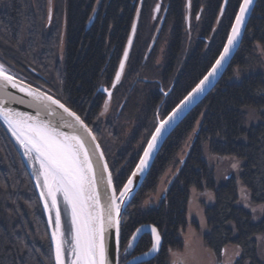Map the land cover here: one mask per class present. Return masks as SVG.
Returning a JSON list of instances; mask_svg holds the SVG:
<instances>
[{
	"label": "trees",
	"instance_id": "trees-1",
	"mask_svg": "<svg viewBox=\"0 0 264 264\" xmlns=\"http://www.w3.org/2000/svg\"><path fill=\"white\" fill-rule=\"evenodd\" d=\"M54 1L49 19L48 0H0V64L83 119L100 144L119 192L157 118L174 108L215 61L241 0H227L223 10L224 0H188V5L187 0H162L154 23L150 19L156 0H99L89 28L97 0ZM134 23L131 48L109 100L111 116L99 123L100 108L108 102L98 87H111ZM188 23L195 33L189 41ZM258 46H264V0H257L241 45L217 86L169 135L123 211L121 246L140 225H153L166 240L168 264L169 252L184 245L181 234L194 189L212 196L204 212V244L211 257L225 263L226 249L231 247L232 257L225 264H264L257 243L258 237L264 242V74L234 77V70H246L258 60ZM251 110L259 122L248 125L245 114ZM191 135L182 163L178 154ZM215 157L240 161L237 177L217 183L209 162ZM169 168H178L175 182L158 208L144 211L142 200L155 191ZM237 180L248 203L261 208L258 220L239 205ZM0 264H54L36 189L18 142L1 120Z\"/></svg>",
	"mask_w": 264,
	"mask_h": 264
},
{
	"label": "snow or ice",
	"instance_id": "snow-or-ice-1",
	"mask_svg": "<svg viewBox=\"0 0 264 264\" xmlns=\"http://www.w3.org/2000/svg\"><path fill=\"white\" fill-rule=\"evenodd\" d=\"M251 0H244L240 5V14L236 17V24L232 28V34L228 38V45H231L240 32V24L244 20V15L248 11V6ZM229 51L226 45L224 53L220 60L216 61L208 76L201 80L200 84L193 89V93L202 91V87L209 76H212L216 67L220 65L224 55ZM126 55V54H125ZM124 63L121 61L120 68L123 69ZM120 72H117L116 79L119 80ZM0 80L7 85L16 87L13 77L5 75L3 66L0 65ZM3 85H0L2 88ZM20 91H25L23 87ZM193 93H189L192 97ZM27 95L32 96L38 105L43 106L46 110L48 104L55 105L63 109V112L72 117L80 127L84 128L79 117L75 113L69 111L67 107L53 99L51 96H42L38 92H33L31 89L27 90ZM180 106L174 110L173 114L168 117L172 120L175 117L176 111ZM49 114H51L49 112ZM0 119L7 125L8 130L12 136L15 137L20 147L24 151V155L32 160L33 156L35 162L39 164V169L36 172V178L39 182L43 178V187L47 190V197L51 198V207L57 208V193L63 195V200L66 204L65 215L70 212L71 217V248L68 252L70 257V264H108V249L105 243L106 228L115 227L117 235L120 233V207L117 203L115 190L113 189L111 197L105 195L108 203L101 205L100 195L97 190V178L93 169L90 155L85 146L83 138L79 135H66L58 131L55 127L47 122L40 121L31 116L18 113L4 111L3 106L0 105ZM167 120L163 121L156 129V134H160L162 128L167 124ZM71 126V125H68ZM87 132V128H84ZM91 135V133H88ZM157 135H153L152 141L149 142L148 148L145 150L144 156L148 157L153 143L157 139ZM146 160L141 159L140 164L137 165V171H142ZM235 167V165H234ZM104 171H107L105 166ZM133 176L136 172H133ZM103 183V180H101ZM133 184L130 177L124 189L120 192V197L123 198L126 192H129V185ZM113 180L111 175L107 177V186L112 189ZM42 197L44 193H41ZM45 207L48 205L46 203ZM141 229H137L136 233H140ZM152 247L151 252H156L161 246V238L155 227L151 228ZM62 218L59 210L56 211L54 231L52 233V240L55 245V264H65V244L66 240L62 238ZM137 237L134 236V239ZM133 247L129 243L128 248ZM127 251V248L125 249ZM145 253L144 255H148Z\"/></svg>",
	"mask_w": 264,
	"mask_h": 264
},
{
	"label": "water",
	"instance_id": "water-1",
	"mask_svg": "<svg viewBox=\"0 0 264 264\" xmlns=\"http://www.w3.org/2000/svg\"><path fill=\"white\" fill-rule=\"evenodd\" d=\"M244 2V0H241L237 12L235 14V17L233 19V22L230 26L229 32L227 34V37L225 39V42L221 48V51L219 52L218 56L216 57L215 61L211 65V67L208 69V71L204 74V76L196 83V85L181 99L180 102L177 103L174 108H172L162 119L157 118L156 120V125L149 136L147 142L145 143L143 150L138 158V161L133 168L131 174L129 175L128 179L131 177L133 180V184L129 185V192H126L124 197H120V192L124 189L125 184H127L128 179L125 181L124 185L122 186L120 192L117 194L114 183L112 185V189H109L107 186V177L111 175L110 169L108 167L106 158L103 154V151L100 147V144L98 143L94 133L92 130L89 128V126L83 121V119L75 113L73 110H71L69 107H67L65 104H63L60 100H58L56 97L48 93L47 91L36 87L35 85H32L31 83L22 80L18 78L17 76L9 73L6 68L3 66L4 74L5 75H10L13 77V80L16 83V87H12L11 85H7L3 82V80H0V85H3L2 88H0V105L3 106L4 111H9L11 110L12 112H18L22 113L28 116H31L33 118H36L40 121L47 122L51 126L55 127L58 131L66 134V135H79L83 138L85 142V146L88 150V153L91 158V162L93 165V169L96 173V178H97V190L100 195V200H101V205L103 206L104 204L108 203L109 201H106L105 195L107 197H111L113 189L115 190V194L117 197V203L119 204L120 207V215L118 219L120 220V227H121V216L124 211V209L127 207V205L130 203V201L133 199V197L137 194L139 191L140 187L142 186L146 176L148 175L160 149L163 147L165 141L169 137V135L173 132V130L213 91V89L217 86L218 82L220 79L223 77L225 74L230 62L232 61L233 57L237 53L242 39L245 34V30L247 27V24L249 22V19L251 17L252 11L255 7V4L257 0H251V4L248 6V11L244 15V20L240 24V32L237 35L236 39L233 41L231 45H228V38L232 34V28L236 24V17L237 15L240 14V5ZM227 3V0L223 1L222 4V10L225 8V5ZM187 5H188V0H187ZM96 9L93 11V14L91 18L88 21L87 28L90 27L92 24L95 15H96ZM161 25V24H160ZM135 27L136 23H134L130 37L128 39L125 51L123 53V57L121 61H123L124 66L125 62L127 60L129 50L131 48L134 32H135ZM160 28V27H159ZM158 28V30H159ZM159 32V31H158ZM158 34V33H157ZM229 47V51L226 55H224L223 60H221V63L219 66L216 67V71L212 76H209L208 80L205 81V84L202 87V91L199 93H193V89L197 87V85L200 84L201 80H204L206 76H208V73L212 71L213 66L216 65V61L220 60L221 55L224 53L225 46ZM126 54V55H125ZM121 62L119 64L117 72H120V77L122 75L123 69L120 68ZM116 72V74H117ZM119 80L116 79V75L114 77L113 83L111 85V88H114ZM23 87L25 91H20V88ZM31 89L33 92H38L42 96H51L53 99L59 101V103L63 104L65 107L69 109V111L75 113L76 116L79 117L80 122L84 125V128H87V132H85L84 128L80 127V124H78L72 117L68 116L67 113L63 112V109L56 107L55 105L48 104L47 110L41 106L38 105L37 102L34 100L32 96L27 95V90ZM98 91L106 96V102L110 100L111 92L112 89H107L105 86L99 87ZM171 89H169L168 92L165 93L167 96L170 93ZM189 93H193L192 97H190L187 102L181 103L182 101H185L186 97H189ZM180 106L179 110L176 111L175 117L172 120H168V117L171 116L174 112V110L177 109V106ZM49 112L51 114H49ZM2 123L5 125L7 128V125L3 122L2 119H0ZM168 121L167 124L164 125V127L161 130L160 134H156V129L160 127L161 123L163 121ZM71 125V126H68ZM8 129V128H7ZM10 132V131H9ZM11 133V132H10ZM88 133H91L89 135ZM153 135H157L156 141L153 143V147L150 150V154L148 157L144 156L145 150L148 148L149 142L152 141ZM15 138V137H14ZM19 144V143H18ZM19 150L21 153V159L31 177V180L34 184V187L36 189L38 198L41 203V207L47 222V227H48V232H49V240H50V245H51V251H52V256H53V263L55 264V245L52 240V233L54 231V223H55V216H56V211L59 210L58 202H57V208L53 209L51 207V198L47 197V190L44 189L43 187V178L42 179V185L37 181L35 178L33 172L31 171V168L28 164V161L26 159V156L24 155L23 149L19 145ZM141 159H145L146 163L142 168V171H137V165L140 164ZM105 166H107V171L105 172ZM133 172H136V175L133 176ZM112 177V175H111ZM101 180H103V183H101ZM113 180V178H112ZM44 193L43 197L41 193ZM61 198L63 200V195L60 193ZM165 195H163L164 197ZM48 200V201H47ZM64 201V200H63ZM49 204H48V203ZM50 205L47 208L45 205ZM49 207L52 209L53 215H51V212L49 210ZM61 213V212H60ZM69 218H70V224H71V217H70V212H69ZM155 227L153 225L149 224H142L140 225L137 229H141L140 233H136V230L133 232L129 243L133 244V247L137 244V242L140 240V238L144 235H150L152 239V234H151V228ZM156 228V227H155ZM157 229V228H156ZM62 232H63V225H62ZM158 234L160 235L158 229H157ZM120 234L117 235L115 227L113 228H106L105 230V243L108 249V264H119V254H120ZM134 236L137 238L134 239ZM64 237V234L62 238ZM161 238V235H160ZM162 242V238H161ZM129 245V244H128ZM131 247V248H133ZM152 247V245H151ZM150 247V249H151ZM150 249L146 251L145 253H149L148 255H144L145 253H142L135 258L131 259L128 264H139V263H144L156 256L158 253L159 249L156 252H151ZM66 264V261H65Z\"/></svg>",
	"mask_w": 264,
	"mask_h": 264
},
{
	"label": "rangeland",
	"instance_id": "rangeland-1",
	"mask_svg": "<svg viewBox=\"0 0 264 264\" xmlns=\"http://www.w3.org/2000/svg\"><path fill=\"white\" fill-rule=\"evenodd\" d=\"M162 0H156L155 5L152 8L151 12V23H154L157 18L159 17L162 9L161 2ZM99 0H97L96 3V10L98 6ZM55 1L54 0H48V7H47V13L48 18L51 19L53 16V13L55 11ZM57 7V6H56ZM97 13V11L95 12ZM138 16V14H137ZM162 16V15H161ZM186 38L189 40H192L195 36L194 30L192 29L190 23H188L186 28ZM63 39V37H62ZM64 48L63 41L60 43V55H62V51ZM151 48V46H150ZM163 50H161L162 52ZM255 55L258 58V60L253 61L252 65L247 68L246 70L242 69H236L234 70V77L239 78L241 76L253 74V73H262L264 74V46H258L256 47ZM159 65L161 63V56L158 58ZM182 66H180L181 69ZM173 86V83L171 84V89ZM167 90L166 92H168ZM165 92V93H166ZM111 108L112 104L105 103L100 108V114L98 115V121L99 123L106 121L109 118V115L111 114ZM161 109V108H160ZM111 116V115H110ZM246 117V123L249 124H255L259 122L258 114L254 111H247V114H245ZM131 134V133H130ZM193 141V135H191L188 140L183 145L182 150L178 154V160L182 161L187 157L188 151L190 150L191 144ZM141 145V142L137 144L135 147V151L139 149ZM28 164L31 168V171L33 172L35 178H36V172L39 169V164L35 162V158L33 156L32 160H29L26 157ZM211 167L214 168V172L216 174V181L217 183L223 182L228 176L233 175L237 177V173L239 171V167L241 165V162L238 160L233 159H220V158H211L209 160ZM235 165V167H234ZM178 169V168H177ZM177 169L169 168L167 169L162 177L160 178L156 189L153 193L148 194L144 197L142 200L141 208L145 210H152L158 208L161 200L164 198L163 195L166 194V191L169 186H171L176 178L178 172ZM37 179V178H36ZM128 179V178H127ZM40 185H42V179L39 180ZM124 185V184H123ZM237 189L239 193V205L248 209L252 215L253 220H258L260 218L261 214V208L259 206H253L248 203L247 195L245 189L241 186L239 180H237ZM120 192V191H119ZM117 192V194L119 193ZM135 197V196H134ZM133 197V198H134ZM48 201V200H47ZM132 201V200H131ZM130 201V202H131ZM57 202L58 206L61 212V218H62V225H63V239L66 240L65 244V261L66 264H70V257L68 256V252L71 248V224H70V218L69 213L66 216L65 215V209L66 204L62 200L60 193H57ZM48 203V202H47ZM49 204V203H48ZM212 204V196L208 191H205L203 193H199L196 190H191L190 192V202L188 204V210H187V220L188 223L182 232L181 236L183 239V247L176 251H170L169 257H168V264H212L216 262L214 261V258H212L210 255V251L207 250L204 244V234L207 231L206 223H205V209ZM129 205V204H128ZM127 205V206H128ZM50 206V205H48ZM126 209V208H125ZM124 209V210H125ZM49 210L52 213V209L49 207ZM123 214V213H122ZM122 217V216H121ZM258 243V251L260 254V258L264 260V242L258 237L257 238ZM121 244V243H120ZM231 247L226 249V258H224L225 263L226 260L228 261L229 257H232V253L228 250ZM218 263V262H217ZM222 262V264H225ZM220 264V263H219Z\"/></svg>",
	"mask_w": 264,
	"mask_h": 264
},
{
	"label": "flooded vegetation",
	"instance_id": "flooded-vegetation-1",
	"mask_svg": "<svg viewBox=\"0 0 264 264\" xmlns=\"http://www.w3.org/2000/svg\"><path fill=\"white\" fill-rule=\"evenodd\" d=\"M101 86H103V85H101ZM101 86H99V87H101ZM99 87H98V89H99ZM109 89H112V92L114 90V88H111V87ZM112 92H111V96H112ZM111 96H110V98H111ZM164 98H166L165 93H164ZM161 238H162V236H161ZM145 239H147L146 244H144ZM128 244H129V240L126 243L122 244V246L120 248L119 264H128V262L131 259H133L136 256L148 251L152 245V239H151L150 235H144L140 238V240L137 242L135 247L128 248ZM126 248H127V251H125ZM165 256H166V240L164 241L162 238L161 246H160V249H159L158 253L156 254V256L147 262L139 263V264H166ZM178 264H181V263H178ZM212 264H215V263H212ZM216 264H218V263L216 262Z\"/></svg>",
	"mask_w": 264,
	"mask_h": 264
}]
</instances>
